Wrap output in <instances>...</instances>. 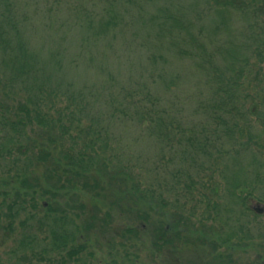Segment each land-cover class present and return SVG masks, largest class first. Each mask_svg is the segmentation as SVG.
I'll use <instances>...</instances> for the list:
<instances>
[{
  "label": "trees",
  "instance_id": "1",
  "mask_svg": "<svg viewBox=\"0 0 264 264\" xmlns=\"http://www.w3.org/2000/svg\"><path fill=\"white\" fill-rule=\"evenodd\" d=\"M204 1L216 18L209 31L198 3L159 16L160 35L206 77L188 110L179 95L153 91L150 71L128 85L115 76L100 88L60 84L29 45L19 1L0 0V238L14 240L15 256L0 264L92 257L88 234L109 229L116 205L135 220L120 227L104 264H137L146 246L153 264H177L185 245L206 248L215 264L223 248H251L244 264H264V211L246 205L264 204V0ZM113 25L103 17L100 27ZM129 124L156 141L158 160L132 163L114 134ZM84 196L107 207L103 217L95 206L86 219Z\"/></svg>",
  "mask_w": 264,
  "mask_h": 264
},
{
  "label": "rangeland",
  "instance_id": "2",
  "mask_svg": "<svg viewBox=\"0 0 264 264\" xmlns=\"http://www.w3.org/2000/svg\"><path fill=\"white\" fill-rule=\"evenodd\" d=\"M18 1L20 10L24 11L28 18L25 34L29 45L40 54L42 61L47 64L54 79L60 84L69 83L76 88L87 86L100 88L106 84L109 77L115 76L128 85L132 79L147 77L150 71L147 79L149 81L157 79L152 84L153 91L162 97L179 95L183 100L184 108L188 110L192 106L189 97L195 93L198 86L206 87L205 74L195 68L191 59L179 56L171 49L169 37L160 35L163 26L159 23V16L167 10H175L179 5H185L188 11V6L198 3L199 10L201 7L205 12L199 22L209 31L213 28L216 18L211 13H206L204 0ZM189 15L193 16L194 12H190ZM103 17L117 19V25L107 29L101 28ZM232 20V28L237 29L240 26L239 19L234 16ZM152 55H157L159 64L150 61ZM167 84L174 87L167 91L165 87ZM125 126L117 125L114 134L118 138L117 142L129 153L132 163L140 166L141 161L145 164V160L146 162L158 160L161 151L156 141L140 135L132 124ZM244 158L248 167L245 175L251 176L250 164L255 166L252 157ZM137 172L141 173L138 170ZM143 175L147 177L148 172L144 171ZM260 189L264 190V187L259 186ZM207 193L213 196L210 190ZM253 200L249 199L246 205L250 207L256 205L258 209L262 208L264 211V204ZM83 201L86 204V219L89 215L88 211L96 208L95 206H99L97 207L100 209L99 217H103L107 211L106 206L90 202L87 196L83 197ZM222 201L229 203L225 193L224 200L221 199L220 202ZM140 206L144 207L141 204ZM250 209H243L242 212L246 216L252 215ZM110 211L112 224L109 229L105 231L102 225L88 234L92 239L88 246L93 256L89 258L84 254L81 261H66L67 264H84L86 260V264H104L109 259L108 247L111 243L118 242V230L123 225L133 224L135 220L133 216L120 215L122 210L117 205ZM237 211L239 214V210ZM261 219L264 220V215ZM13 241L12 238L5 241L0 238L1 260L7 258L15 261V256L9 253ZM182 247L177 264H215L213 254L206 248L199 252L189 245ZM220 253L224 254L226 261L221 263L218 260L216 264H231V260L239 264L251 263L255 256L251 248L246 251H231L229 248H223ZM138 256L137 264H153L147 246L139 250ZM166 257L168 259V253Z\"/></svg>",
  "mask_w": 264,
  "mask_h": 264
}]
</instances>
